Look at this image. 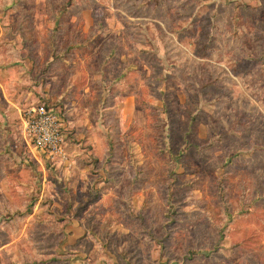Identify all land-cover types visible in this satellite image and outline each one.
<instances>
[{"label": "rangeland", "instance_id": "1", "mask_svg": "<svg viewBox=\"0 0 264 264\" xmlns=\"http://www.w3.org/2000/svg\"><path fill=\"white\" fill-rule=\"evenodd\" d=\"M0 264H264V0H0Z\"/></svg>", "mask_w": 264, "mask_h": 264}, {"label": "built area", "instance_id": "2", "mask_svg": "<svg viewBox=\"0 0 264 264\" xmlns=\"http://www.w3.org/2000/svg\"><path fill=\"white\" fill-rule=\"evenodd\" d=\"M61 127L55 110L45 104L31 106L25 112V139L32 150L41 153L49 161L67 160Z\"/></svg>", "mask_w": 264, "mask_h": 264}]
</instances>
